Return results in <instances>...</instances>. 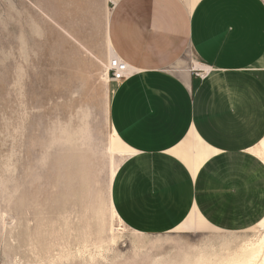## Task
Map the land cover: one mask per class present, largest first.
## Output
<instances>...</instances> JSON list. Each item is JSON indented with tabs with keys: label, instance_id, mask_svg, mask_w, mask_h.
I'll return each instance as SVG.
<instances>
[{
	"label": "crops",
	"instance_id": "crops-1",
	"mask_svg": "<svg viewBox=\"0 0 264 264\" xmlns=\"http://www.w3.org/2000/svg\"><path fill=\"white\" fill-rule=\"evenodd\" d=\"M66 2L63 46L80 66L95 60L104 120L132 151L109 180L121 223L165 234L195 212L213 231L253 228L264 217V1L103 0L96 37L86 0ZM110 52L130 74L107 88ZM77 134L90 139L85 124Z\"/></svg>",
	"mask_w": 264,
	"mask_h": 264
},
{
	"label": "rangeland",
	"instance_id": "rangeland-1",
	"mask_svg": "<svg viewBox=\"0 0 264 264\" xmlns=\"http://www.w3.org/2000/svg\"><path fill=\"white\" fill-rule=\"evenodd\" d=\"M102 1L86 0L94 37ZM65 3L0 0V264H182L201 249L227 241L233 248L258 235L208 228L139 235L111 222L109 180L123 155L109 150L108 90L97 80L95 60L86 56L80 66L63 46ZM104 74L105 68L108 88ZM81 124L90 139L78 137ZM82 241L89 246L80 258L58 259ZM101 242L102 258L89 262Z\"/></svg>",
	"mask_w": 264,
	"mask_h": 264
},
{
	"label": "bare ground",
	"instance_id": "bare-ground-1",
	"mask_svg": "<svg viewBox=\"0 0 264 264\" xmlns=\"http://www.w3.org/2000/svg\"><path fill=\"white\" fill-rule=\"evenodd\" d=\"M112 56V52H110V57ZM109 61V60H108ZM196 68L199 66L197 64L194 65ZM108 68V62L105 67V74L104 77L107 79V82L109 83L108 78L106 77V71ZM109 104V103H108ZM109 121V120H108ZM109 150L113 154H120V155H129L132 153L131 149L126 147L115 135L113 131L109 132ZM254 153L261 158V160L264 162V139L260 142L257 148H255ZM116 167L111 170V179L113 178L115 174ZM109 194V192H108ZM99 215H103L102 210H98ZM108 213L111 218V222H118V225L120 228H122L121 220L113 210L111 206V202L108 196ZM200 216V215H199ZM195 212L192 213L189 218L183 222L180 226L176 228V230L180 229H189L192 228L193 230H200L202 228H208V227ZM104 218L102 219V221ZM101 221V220H99ZM205 221V220H204ZM257 229L259 231L258 235H253L252 238H247L240 242L236 247H231L230 242L227 241L225 243L220 244L217 248L211 250V249H201L199 255L196 256V258L193 260L186 259L182 264H264V217L255 225L253 228H250V231H254ZM104 230V229H103ZM102 230V231H103ZM120 230V229H119ZM101 230L98 233L101 234ZM97 233V232H96ZM93 243V242H92ZM112 243V242H111ZM98 245V246H97ZM89 245H87V242L82 241L81 245L78 247V249L73 253L70 251H67L66 253H63L59 256L58 259H71L76 256L79 258L82 256V254L85 252V250ZM93 248L96 252V255H89L88 260L89 262H94L96 257L102 258L103 254L102 252L105 250V247L103 246V242L99 244H94ZM90 249V248H89ZM90 253V252H89ZM86 254V253H85ZM151 264H174L170 261H163L158 262L154 261Z\"/></svg>",
	"mask_w": 264,
	"mask_h": 264
},
{
	"label": "built area",
	"instance_id": "built-area-1",
	"mask_svg": "<svg viewBox=\"0 0 264 264\" xmlns=\"http://www.w3.org/2000/svg\"><path fill=\"white\" fill-rule=\"evenodd\" d=\"M191 70L196 76L203 77L205 75V71H200L195 66H191ZM129 74V67L116 56L112 55L108 61V68L106 71V77L108 80L112 82H120L124 80Z\"/></svg>",
	"mask_w": 264,
	"mask_h": 264
}]
</instances>
